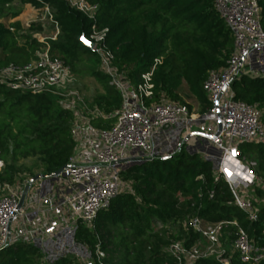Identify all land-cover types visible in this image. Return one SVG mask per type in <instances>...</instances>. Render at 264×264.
I'll return each instance as SVG.
<instances>
[{"label": "trees", "instance_id": "obj_1", "mask_svg": "<svg viewBox=\"0 0 264 264\" xmlns=\"http://www.w3.org/2000/svg\"><path fill=\"white\" fill-rule=\"evenodd\" d=\"M97 5L95 22L72 8L65 0H0V20L16 18L12 5L50 10L59 28L49 40L50 55L61 60L72 73H85L102 86L92 107L109 116L118 111L119 93L109 84L94 51L82 43L91 27L108 29L106 45L112 52V65L132 84L161 59L153 75V98L186 105L179 94L184 83L198 104L197 114H205L210 102L203 90L207 72L226 65L233 52L229 28L216 13L211 0H87ZM264 30V0H257ZM12 29V31L10 30ZM41 24L31 23L29 33L21 24L6 27L0 22V69L10 64L25 65L36 59L43 44L34 37ZM33 34V35H32ZM94 59L98 69L82 64ZM235 99L255 105L264 124V78L241 76L231 85ZM73 115L59 106L50 94H33L0 84V184H14L19 177L31 180L37 175L51 176L61 171L73 153ZM98 129H109L114 118H92ZM239 156L256 164L255 173L264 185V142L239 145ZM123 190L100 211L92 227L78 226L76 241L91 254L89 264H177L167 248L182 242L187 249L202 242L198 231L188 222L198 217L208 224H223L220 242L229 248L236 227L250 241L264 248V189L254 186L259 199L254 206L256 220L239 209L226 182L214 172L200 153L185 146L175 156L133 165L121 172ZM228 223V224H227ZM177 230L172 231L171 227ZM103 254L99 262L95 251ZM0 264H44L36 247L17 242L0 249ZM53 264H87L65 256ZM191 264H220L214 258L197 259ZM231 264H243L236 255ZM258 264H264L262 259Z\"/></svg>", "mask_w": 264, "mask_h": 264}, {"label": "built area", "instance_id": "obj_2", "mask_svg": "<svg viewBox=\"0 0 264 264\" xmlns=\"http://www.w3.org/2000/svg\"><path fill=\"white\" fill-rule=\"evenodd\" d=\"M65 1L95 22L97 5L87 0ZM211 1L231 32L233 52L223 68L207 72L203 90L211 106L202 115L167 99L151 102L152 75L161 59H155L150 71L132 84L112 65L114 56L106 45L108 29L99 30L96 25L91 27L87 40L93 44L100 69L109 76V84L119 93L121 103L118 111L109 116L93 108L77 92L67 89L72 72L50 55L48 44L56 39L59 28L50 10L42 9L46 16L39 21L45 18L50 21L52 36H34L43 44L42 51L28 64L1 68L0 84L11 90L56 97L61 108L72 112L75 147L67 165L51 176H41L33 183V192L29 180L0 184V249L24 242L39 249L44 264H53L65 256L89 264L91 254L76 241L77 228L92 227L97 214L107 209L120 192L130 191L121 181V172L133 165L171 158L189 139L195 141L196 153H201L216 175L226 182L236 206L247 213L250 221L256 220L253 203L241 196L243 188L255 184L256 164L250 161L244 164L239 145L264 142L262 113L255 105L237 101L231 85L241 76L264 78L260 7L257 0ZM97 117L114 118V123L109 129H98L91 123ZM217 121L221 130L214 137ZM195 127L197 130H193ZM2 167L0 161V170ZM188 224L200 233L203 241L189 249L182 242L172 243L167 252L177 264L206 258L231 264L233 255L243 264H258L264 259V248L255 246L235 223H231L236 232L229 248L220 242L223 224H208L198 217L190 218ZM95 254L99 262L103 254L98 248Z\"/></svg>", "mask_w": 264, "mask_h": 264}, {"label": "rangeland", "instance_id": "obj_3", "mask_svg": "<svg viewBox=\"0 0 264 264\" xmlns=\"http://www.w3.org/2000/svg\"><path fill=\"white\" fill-rule=\"evenodd\" d=\"M13 11L18 12V19L13 18L14 20H18L21 24L22 32L29 33L28 27L31 23L41 24L42 31L38 34H35L34 36H41L42 38H48L52 36V33L54 32L53 27L46 18L44 21H39L44 16H46L45 11L42 9H34L30 6H20L17 3H14L11 7ZM4 24L7 25L8 19H12L10 17V14L7 15L6 18H4ZM10 25V24H9ZM33 35V34H32ZM83 66L90 67L93 69H98V65L94 59H89L85 61ZM72 75V81L71 84H69L67 87L68 90H72L78 93L80 97H82L86 102L93 103V99L97 94L102 93V86L100 83H98L93 77H91L88 74L85 73H71ZM179 94L183 100V102L190 106L191 111L194 114H197L198 110V104L195 101V99L190 96L188 93L187 87L183 83L179 89ZM193 130H197V128H193ZM210 132V131H209ZM186 150L191 153H196L198 151L196 147V143L194 140L189 139L188 144L184 145ZM195 147V148H194ZM199 150H202V148L199 146ZM201 154V153H200ZM244 164L248 163V159L243 160ZM256 174V173H255ZM257 179L255 180V184L253 186H250L249 188H243L241 191V196L245 198L246 200L253 203L254 206L258 205L259 199L257 198L255 192H254V186L258 185L261 186V188L264 189V185L262 184V180L258 177V174L256 175ZM28 177L21 176L19 177V180L21 182L27 180ZM35 183V182H34ZM33 184V183H32ZM34 184L30 187V192L34 191ZM172 231L177 230L176 227H171ZM80 262L86 263L87 261H84L83 259L80 260Z\"/></svg>", "mask_w": 264, "mask_h": 264}, {"label": "water", "instance_id": "obj_4", "mask_svg": "<svg viewBox=\"0 0 264 264\" xmlns=\"http://www.w3.org/2000/svg\"><path fill=\"white\" fill-rule=\"evenodd\" d=\"M82 43L87 47L89 48L90 50H92L93 48V44L91 42H89L86 38H82ZM217 104V102H216ZM217 117H218V114H217ZM221 130V125H220V122L217 121V133L214 135V137H217L219 132ZM209 139L211 138V136L208 137ZM41 178V175H37L35 176L34 178H32L31 180H29V184H32L34 183L36 180L40 179ZM27 190V187L25 188V191Z\"/></svg>", "mask_w": 264, "mask_h": 264}, {"label": "crops", "instance_id": "obj_5", "mask_svg": "<svg viewBox=\"0 0 264 264\" xmlns=\"http://www.w3.org/2000/svg\"><path fill=\"white\" fill-rule=\"evenodd\" d=\"M17 17H18V16H17ZM17 17H16L15 19H18ZM4 20H5V19L3 18V19L0 20V22H1L2 24H4ZM16 21H18V20L8 19L6 27H8L9 24H12V23H14V22H16ZM4 25H5V24H4Z\"/></svg>", "mask_w": 264, "mask_h": 264}, {"label": "snow or ice", "instance_id": "obj_6", "mask_svg": "<svg viewBox=\"0 0 264 264\" xmlns=\"http://www.w3.org/2000/svg\"><path fill=\"white\" fill-rule=\"evenodd\" d=\"M229 175H231V173H229Z\"/></svg>", "mask_w": 264, "mask_h": 264}]
</instances>
